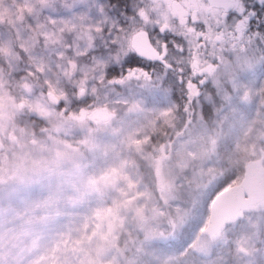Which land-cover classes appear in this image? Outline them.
Returning <instances> with one entry per match:
<instances>
[{"label":"snow or ice","instance_id":"1","mask_svg":"<svg viewBox=\"0 0 264 264\" xmlns=\"http://www.w3.org/2000/svg\"><path fill=\"white\" fill-rule=\"evenodd\" d=\"M0 264H264V0H0Z\"/></svg>","mask_w":264,"mask_h":264}]
</instances>
